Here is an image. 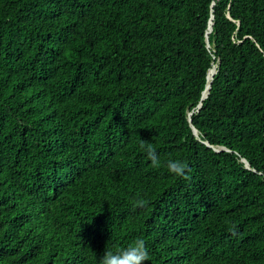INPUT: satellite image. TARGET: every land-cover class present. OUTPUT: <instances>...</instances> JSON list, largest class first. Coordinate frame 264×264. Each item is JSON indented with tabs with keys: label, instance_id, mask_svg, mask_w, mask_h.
I'll use <instances>...</instances> for the list:
<instances>
[{
	"label": "trees",
	"instance_id": "16d2710c",
	"mask_svg": "<svg viewBox=\"0 0 264 264\" xmlns=\"http://www.w3.org/2000/svg\"><path fill=\"white\" fill-rule=\"evenodd\" d=\"M137 238L146 264H264V0H0V264Z\"/></svg>",
	"mask_w": 264,
	"mask_h": 264
},
{
	"label": "clouds",
	"instance_id": "9594fccd",
	"mask_svg": "<svg viewBox=\"0 0 264 264\" xmlns=\"http://www.w3.org/2000/svg\"><path fill=\"white\" fill-rule=\"evenodd\" d=\"M140 148L145 151L149 161L153 167L160 166V159L155 147L149 142H141ZM166 167L169 173L174 174L184 179H189L186 175L187 165L181 160H168ZM148 202L143 198H137L132 202L133 210L144 209ZM149 258V251L146 246V241L143 238H137L127 247L117 249L106 248L100 256V264H146Z\"/></svg>",
	"mask_w": 264,
	"mask_h": 264
},
{
	"label": "bare ground",
	"instance_id": "6f19581e",
	"mask_svg": "<svg viewBox=\"0 0 264 264\" xmlns=\"http://www.w3.org/2000/svg\"><path fill=\"white\" fill-rule=\"evenodd\" d=\"M211 27H212V22H211V24H210L209 31H210ZM216 69H217V66H216V64H215V65H213L212 69H210V71H209L208 85H207V88L205 89V93H204V95L207 94L208 91H209V87H210V84H211V81H212V77H213V75L215 74Z\"/></svg>",
	"mask_w": 264,
	"mask_h": 264
},
{
	"label": "water",
	"instance_id": "95a60500",
	"mask_svg": "<svg viewBox=\"0 0 264 264\" xmlns=\"http://www.w3.org/2000/svg\"><path fill=\"white\" fill-rule=\"evenodd\" d=\"M213 18H214V15L212 16V24L214 23V22H213ZM211 30H212V27H211L210 31H211ZM208 33H209V32H208ZM211 69H212V68H211ZM216 71H217V70H216ZM215 73H216V72H215ZM213 76H214V75H213ZM212 80H213V77H212ZM211 83H212V81H211ZM206 88H207V86H206ZM206 88H205V89H206ZM210 89H211V84H210L209 91H208L207 94L204 95L205 90L203 91L202 99L206 98V97L209 95ZM201 105H202V102L199 104V107H200ZM191 114H192V112H191ZM190 120H191V117H190ZM194 131H195L196 134H198V130H197L196 128H194ZM246 166H249L248 162H246Z\"/></svg>",
	"mask_w": 264,
	"mask_h": 264
}]
</instances>
